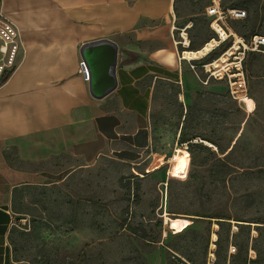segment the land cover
I'll list each match as a JSON object with an SVG mask.
<instances>
[{
  "label": "crops",
  "instance_id": "1",
  "mask_svg": "<svg viewBox=\"0 0 264 264\" xmlns=\"http://www.w3.org/2000/svg\"><path fill=\"white\" fill-rule=\"evenodd\" d=\"M186 3L0 0V14L17 29L20 43L16 67L0 82V264H27L14 251L13 235L32 221L31 190L106 159L126 166L130 182L154 180L162 186L168 178L166 150L178 146L180 132L183 140H200L195 128L199 118L206 109L214 113L215 102L219 108L227 90L225 79L201 84L207 76L200 66L219 56L231 39L200 58L178 62L181 52L189 46L198 51L212 36L195 31L182 12ZM233 5L241 2L231 0L227 6ZM247 10L243 20L228 22H234L228 28L243 42L264 37V12ZM180 32L186 34L187 46L178 44ZM100 40L115 44L117 60L114 87L96 98L80 65V51ZM242 68L249 95L241 106L252 110L257 84L264 80V48L245 52ZM51 165L57 170L46 169ZM61 165L69 166L62 175ZM166 254L151 264H167Z\"/></svg>",
  "mask_w": 264,
  "mask_h": 264
},
{
  "label": "rangeland",
  "instance_id": "2",
  "mask_svg": "<svg viewBox=\"0 0 264 264\" xmlns=\"http://www.w3.org/2000/svg\"><path fill=\"white\" fill-rule=\"evenodd\" d=\"M186 1L182 12L195 31L210 34L203 3ZM236 1L244 2L251 12H264L259 0ZM239 28L240 24L232 26L233 31ZM256 90L254 109H244V99L222 96L220 107L215 102L214 113L206 109L196 124L200 140L167 148L168 178L162 186L154 180L130 182L126 166L106 159L73 168L67 179L31 190L27 195L31 220L46 226L37 239L14 235L18 257L27 264H151L153 258L168 255L166 243L188 225L205 227V221H189L194 215L229 219L232 231H236L234 223H240L235 220L264 223V80ZM202 137L212 146L205 145ZM68 167L60 166L61 175ZM126 212L130 228L138 230L135 234L121 228ZM214 221L212 230L217 229ZM142 231L146 240L138 238ZM251 236L256 237V232L251 230ZM256 246L264 247V238Z\"/></svg>",
  "mask_w": 264,
  "mask_h": 264
},
{
  "label": "trees",
  "instance_id": "3",
  "mask_svg": "<svg viewBox=\"0 0 264 264\" xmlns=\"http://www.w3.org/2000/svg\"><path fill=\"white\" fill-rule=\"evenodd\" d=\"M203 3V8L206 3L201 0H196ZM225 1V0H224ZM221 2V6L223 8L228 9H247V5L244 2H241L240 6L233 5L231 8L229 6H224L223 2ZM239 7V8H235ZM246 13V12H245ZM207 19V18H206ZM208 19H207V27H208ZM209 29V27H208ZM210 31V30H209ZM211 32V31H210ZM212 36L208 38L202 46L201 49ZM207 37V36H206ZM244 38V37H243ZM245 39V38H244ZM222 45V44H221ZM220 45V46H221ZM218 48V47H217ZM198 49V50H199ZM214 50V49H213ZM188 51H192L191 46H189ZM222 54V53H221ZM220 54V55H221ZM219 55V56H220ZM214 58L212 61L216 60ZM210 62V63H211ZM229 99L228 89L226 90V95ZM232 100V99H231ZM183 133L180 132L179 142L177 145L179 146H187L192 143L189 140H183ZM203 141L208 142L209 140L203 139ZM137 187V185H136ZM135 202L138 201L137 196L134 194ZM127 212L125 217H122L121 228H124L130 231L132 234L137 233L138 230L131 229L128 224V216ZM192 224L195 223H203L205 221L206 225L203 229H197L193 225H188L181 233L174 236L171 242L166 243V248H168L173 253L177 254L176 256L168 251V263L167 264H264V247L256 246V243L264 238V227L260 225H264V223L255 222V221H239L240 223H234L236 231L231 230V225L229 219L223 217H209L204 215H194L193 217L188 218ZM212 219H215L214 223L217 226L216 230L211 229ZM252 223L256 225L251 226ZM38 225L35 220L29 221V227H22L20 230L18 229L14 235H17L20 239L33 237L35 239L41 236V228L46 226V224ZM48 225V224H47ZM158 227L161 228V223L157 224ZM253 227V228H251ZM251 230L256 232V237L251 236ZM142 235L138 236V238L142 240H146L144 232L142 231ZM214 234L216 239L212 242L211 235ZM13 235V243L15 244V239ZM177 242H183L182 245L178 246ZM210 244L214 245L213 251L210 250ZM232 246L234 251L229 253V247ZM15 247V246H14ZM198 249H200V258H198ZM18 251L17 248H14V251ZM250 251L253 252V256L250 255ZM209 254L213 255V260H210Z\"/></svg>",
  "mask_w": 264,
  "mask_h": 264
},
{
  "label": "built area",
  "instance_id": "4",
  "mask_svg": "<svg viewBox=\"0 0 264 264\" xmlns=\"http://www.w3.org/2000/svg\"><path fill=\"white\" fill-rule=\"evenodd\" d=\"M206 3L203 8V15L208 19L209 30L213 33V38L210 41L216 43L215 48L221 44L226 43L231 39L230 45L222 52V55L227 50L231 49L235 43V36L230 32L228 28V22L235 20H243L246 17V13L239 9H228L221 6V2L224 0H201ZM182 41L178 44L181 46H187L185 44L186 34L180 32ZM20 43L18 39V31L3 15L0 14V82L4 78V73L12 71L16 67V59ZM264 48V37L252 36L247 42H243L239 39L238 50L234 51V54L228 58V64L218 72L211 66V63L201 65L203 72L207 76L205 80H200L201 84H206L208 78L215 80H226L229 97L234 101H239L248 96V89L246 84V78L243 73L242 61L244 59L245 52H260ZM183 52L180 57L177 58L178 62L183 59ZM190 62V60H187ZM85 73L86 81L89 80V74L87 67L83 62H80ZM191 70H195L196 66L189 65ZM23 227L28 228L29 222L27 221ZM234 249L230 248V252Z\"/></svg>",
  "mask_w": 264,
  "mask_h": 264
},
{
  "label": "water",
  "instance_id": "5",
  "mask_svg": "<svg viewBox=\"0 0 264 264\" xmlns=\"http://www.w3.org/2000/svg\"><path fill=\"white\" fill-rule=\"evenodd\" d=\"M80 55L89 72L91 94L96 98L105 96L114 87L115 44L109 40L88 43L82 47Z\"/></svg>",
  "mask_w": 264,
  "mask_h": 264
},
{
  "label": "bare ground",
  "instance_id": "6",
  "mask_svg": "<svg viewBox=\"0 0 264 264\" xmlns=\"http://www.w3.org/2000/svg\"><path fill=\"white\" fill-rule=\"evenodd\" d=\"M185 44L187 45V40L185 41ZM238 44L239 39L235 38V43L232 46L231 49L227 50L226 53L222 56H219L216 60H214L211 63V66L216 69V72L220 70V68L226 66L228 64V58L234 54V51L238 50ZM216 43L214 41L208 42L205 46H203L198 51L192 52V51H184L182 56L186 60H192L196 58H200L210 52L214 49ZM205 145L210 146V143L204 142Z\"/></svg>",
  "mask_w": 264,
  "mask_h": 264
}]
</instances>
